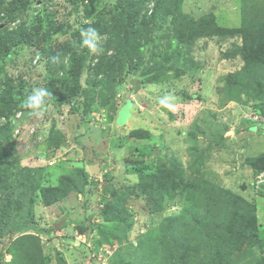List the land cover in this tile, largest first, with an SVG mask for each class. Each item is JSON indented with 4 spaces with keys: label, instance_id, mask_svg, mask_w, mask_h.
Instances as JSON below:
<instances>
[{
    "label": "rangeland",
    "instance_id": "obj_1",
    "mask_svg": "<svg viewBox=\"0 0 264 264\" xmlns=\"http://www.w3.org/2000/svg\"><path fill=\"white\" fill-rule=\"evenodd\" d=\"M124 1L95 0L87 15L88 0H28L7 24L36 26L34 43L0 58L5 151L33 183L9 179L2 212L14 235L0 233V264H13L10 249L17 264L40 263L10 245L29 217L41 264H264V69L253 76L257 98L231 93L225 81L242 70L240 36H211L191 19L212 12L222 25L261 36L264 0H161L155 12V0H136L133 9ZM88 28L102 38L99 55L81 47ZM36 87L50 93L42 117L23 107ZM176 163L183 184L151 192L148 177ZM62 175L82 188L43 202L37 189L61 185ZM228 252L234 257L223 263Z\"/></svg>",
    "mask_w": 264,
    "mask_h": 264
},
{
    "label": "trees",
    "instance_id": "obj_2",
    "mask_svg": "<svg viewBox=\"0 0 264 264\" xmlns=\"http://www.w3.org/2000/svg\"><path fill=\"white\" fill-rule=\"evenodd\" d=\"M70 1L81 2L84 0H70ZM124 2L125 4L123 5H126V8L130 6L132 9L135 7V4L133 2H135L136 4L138 3L136 2V0H126ZM155 2L157 3L155 4V8L153 9L154 12L157 10L158 6L161 4L162 1L155 0ZM181 2H183V0H179V2H177V6H180ZM87 3L90 8L86 9L85 12L87 15L88 14L91 15L93 12L92 10L94 9L95 0H88ZM28 6H29L28 0H0V58L3 56L4 52L6 51L8 52L10 47L14 45H18L21 43L35 42L36 35H34V32L32 31L36 27L35 24H30L29 26H25L24 22H21V25L16 28L13 29L7 28V24H9L15 18L21 17V15H23L27 10ZM133 13H135V11H133ZM213 14L214 13L212 12L201 14L197 18L191 15L190 16L192 21L196 22L199 26L201 24L208 26L210 31L206 33H209V35L211 36H215V35L220 37H232L233 35L240 36L242 40V47L240 48L238 54L241 55V59L243 60L242 70L228 74L225 83L227 87L231 89V91L229 90L231 93L241 94L245 92L247 95L253 96V98H257L256 84L254 83L255 77L253 76H261L262 70L264 69V58L261 59L260 57V52L264 50V35L261 36L257 35L256 34L257 30H253V28L245 30L246 28L243 27L242 25L239 27L222 25L221 23H219L218 20H216V17ZM146 19H150V17ZM117 22L119 26L125 28L126 25L124 23H122L119 20H117ZM37 25L38 28L36 31H38L39 28L41 29V27H43L42 23H40V25L39 24ZM197 33L199 36L204 35L203 30L200 29L199 27ZM127 34H129V32H126V35ZM139 34H142V31ZM124 41H126V38L122 42ZM126 43H129V45L132 46L131 50L129 51L132 52L133 50V53H137V51H140L138 54H141L142 49L139 48V45H136V42H134L135 44L130 43L128 41ZM120 52H121V48H119V53ZM80 64H81L80 58L74 57L71 66L72 69L71 72L73 73L78 72L80 68ZM96 68L99 70L100 65H97ZM235 85H237V87L233 88ZM7 90L10 91L11 89L7 88ZM1 91L3 93L4 90ZM232 96L235 97L234 95ZM70 97L71 94H68L64 96V98L61 99L60 101L64 99L68 100L70 99ZM231 100L237 101L235 100V98H232ZM7 110L9 109L6 106L0 107V118L1 116L6 117L5 122L3 123L0 122V193L3 195V196L0 195V219H1L0 233H2L3 235L8 234L7 236L11 234L13 236L14 235L13 227L9 224V222L6 221L7 219H5L4 221L5 217L2 212L4 211L5 208V207L3 208L2 206L4 197H6V195H8V193H10L13 189L12 185H9V179L13 180L14 183H17L21 186L27 185L26 181H28L30 184L33 183V181L30 180L32 171L29 170V168L27 167L19 168L18 162L17 161L13 162L11 159V154L5 151L6 145L8 144V142H10V133L6 134L7 132H9V128H10L9 115H7L9 111ZM257 114L263 115L260 111L257 112ZM250 122H254V121L251 120ZM9 159L11 160V163L9 162ZM175 165H176L175 169L166 166V168H163L164 170L162 171L160 170V173L162 172L161 174L159 173L160 175L157 174L155 176L152 175L148 177V187L151 192L153 193L155 192L154 194H160V195L164 193L171 194L173 191V187L177 185V183L183 184L182 182L184 181H181L183 175H181L180 177L178 175L179 173L182 174L183 171L181 170L179 163H176ZM20 179L21 181H19ZM177 179H180L181 182H177ZM58 181L61 182V185L59 186L56 185L51 188L40 187L37 189L40 190V195L43 198V202L51 203L53 200L57 198H61V196L65 194L68 188L76 189V190L78 189L80 190L82 188L81 185L77 184V181H74V179H70L69 175L60 176ZM64 183L69 185L67 186V188L61 189L64 186ZM168 185H172V191L168 189L167 187ZM31 189L32 190L30 191H33V188ZM108 193L110 194V197L106 199V201L103 203V208H102V212L106 214H108L109 210L112 208V202L116 197L115 190L111 189ZM22 206H23V202H21V200L19 199V208H22ZM27 207L28 206L26 205L25 208ZM1 208H3V210H1ZM35 227L36 226L33 223L32 218L29 217L26 220V222L23 224V226H21L18 229L20 231V235L16 236L15 239L13 238L10 245H12L13 243H17L20 249V251H18L19 254H21L22 256L31 257L33 260L38 261L40 262L39 264H41L42 256L39 255L40 250L36 249L37 245L33 242L34 238L30 240L31 234H26V231L30 229H34ZM237 250L239 251V248ZM13 252L14 251L10 249L9 253L11 254V258L13 259L12 262L13 264H17V260H18L17 254L16 253L14 254ZM233 257H234V252H228L222 258L223 263L228 262ZM21 262L23 263V260ZM199 264H208V263L205 260H201Z\"/></svg>",
    "mask_w": 264,
    "mask_h": 264
},
{
    "label": "clouds",
    "instance_id": "obj_3",
    "mask_svg": "<svg viewBox=\"0 0 264 264\" xmlns=\"http://www.w3.org/2000/svg\"><path fill=\"white\" fill-rule=\"evenodd\" d=\"M81 47H87L91 53L99 55L103 48L102 38L95 29L89 28L82 32ZM49 95L50 93L43 87L33 88L31 94L24 100L23 107L30 110L31 115L42 117Z\"/></svg>",
    "mask_w": 264,
    "mask_h": 264
},
{
    "label": "built area",
    "instance_id": "obj_4",
    "mask_svg": "<svg viewBox=\"0 0 264 264\" xmlns=\"http://www.w3.org/2000/svg\"><path fill=\"white\" fill-rule=\"evenodd\" d=\"M259 118H261L257 113H254V114H251L250 115V120H252V121H258V119ZM6 121V117H4V116H1V118H0V122H5Z\"/></svg>",
    "mask_w": 264,
    "mask_h": 264
},
{
    "label": "crops",
    "instance_id": "obj_5",
    "mask_svg": "<svg viewBox=\"0 0 264 264\" xmlns=\"http://www.w3.org/2000/svg\"><path fill=\"white\" fill-rule=\"evenodd\" d=\"M116 119V121H117V118H115Z\"/></svg>",
    "mask_w": 264,
    "mask_h": 264
}]
</instances>
